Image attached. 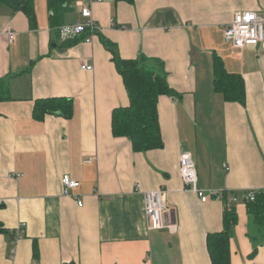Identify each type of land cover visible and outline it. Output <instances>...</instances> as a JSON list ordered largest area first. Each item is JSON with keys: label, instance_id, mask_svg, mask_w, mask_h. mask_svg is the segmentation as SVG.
I'll use <instances>...</instances> for the list:
<instances>
[{"label": "crops", "instance_id": "1", "mask_svg": "<svg viewBox=\"0 0 264 264\" xmlns=\"http://www.w3.org/2000/svg\"><path fill=\"white\" fill-rule=\"evenodd\" d=\"M33 2L35 29L0 5V80L13 74L11 100L0 102V222L15 235L22 229L18 240L0 234V264H212L207 238L223 230L228 207L221 193L237 197L231 264H264V244L251 257L245 197L264 195V47L237 49L224 35L238 12L264 18V0H69L60 23L49 0ZM79 3L90 7L97 34L61 42L60 28L83 20ZM101 37L124 59L142 53L163 63L177 95L159 98L162 148L136 152L113 136V111L129 98ZM216 57L243 79L245 104L216 90ZM50 98L71 99V118L36 120L35 102ZM183 152L205 203L185 188ZM64 175L80 183L70 196ZM159 189L169 229L148 231L144 193Z\"/></svg>", "mask_w": 264, "mask_h": 264}, {"label": "trees", "instance_id": "2", "mask_svg": "<svg viewBox=\"0 0 264 264\" xmlns=\"http://www.w3.org/2000/svg\"><path fill=\"white\" fill-rule=\"evenodd\" d=\"M69 0H49V9L53 12L52 20L60 23L66 12ZM132 3L134 0H120ZM13 11L23 12L28 18L31 29L37 27V17L33 0H0ZM59 26V24L56 23ZM60 34V33H59ZM97 34V32H96ZM90 32H85L74 42L85 39ZM72 40V41H73ZM103 46L112 55V61L123 79L129 98V105L116 108L112 115V133L115 138L126 137L131 140L136 152H147L163 147L161 136L158 102L163 95L176 96L167 82L164 65L157 59L140 54L135 59H124L118 46L112 41L101 37ZM68 42V41H67ZM65 42V43H67ZM215 88L221 92L228 102L245 104V84L240 75L230 74L226 71L222 60L215 58ZM13 74L0 80V102L11 100L9 93V80ZM73 114V101L66 98H50L35 102L33 115L36 120L42 121L46 116L57 115L65 119ZM227 200L228 198L224 196ZM251 226L249 235L254 243L251 257L257 255L259 246L264 244V195L256 193L255 201H249ZM238 217L234 205L227 207L224 217V228L219 233L210 234L207 238V249L212 264H231V239L237 225ZM0 234L9 233L0 222ZM35 254L38 246L34 245Z\"/></svg>", "mask_w": 264, "mask_h": 264}, {"label": "built area", "instance_id": "3", "mask_svg": "<svg viewBox=\"0 0 264 264\" xmlns=\"http://www.w3.org/2000/svg\"><path fill=\"white\" fill-rule=\"evenodd\" d=\"M103 0H90V2H101ZM80 15L83 20L75 24L64 25L60 28L59 38L61 42L81 37L85 32H90V35L85 38L86 42H92L93 37L98 30L97 23L93 18L92 11L89 6L79 3ZM6 34L10 43L15 40V33L11 27H7ZM225 39L237 49H245L249 46L264 47V18L256 12H238L234 16L233 22L225 28ZM83 70L93 71L92 66H82ZM228 170V168H227ZM180 175L184 182L185 188L196 193L201 202L205 203L209 197L205 191L198 186V176L195 162L192 155L188 152H183L180 156ZM22 176V175H20ZM63 186V194L70 196L71 190L80 187V183L72 179L69 175H64L61 180ZM165 192L161 189L154 191H147L144 193L145 214L148 222V231H162L169 229L165 223ZM224 197V194H220ZM247 201H255L256 192L247 191L245 193ZM76 200V198H75ZM237 201L236 196L227 199L228 207L234 205ZM78 206L83 207V202L78 201ZM22 229H20L15 237L20 239Z\"/></svg>", "mask_w": 264, "mask_h": 264}]
</instances>
